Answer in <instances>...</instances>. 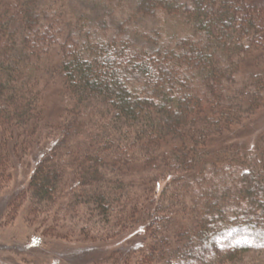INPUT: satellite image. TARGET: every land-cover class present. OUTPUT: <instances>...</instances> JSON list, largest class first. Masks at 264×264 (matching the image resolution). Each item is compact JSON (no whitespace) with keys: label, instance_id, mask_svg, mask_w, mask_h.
Instances as JSON below:
<instances>
[{"label":"trees","instance_id":"1","mask_svg":"<svg viewBox=\"0 0 264 264\" xmlns=\"http://www.w3.org/2000/svg\"><path fill=\"white\" fill-rule=\"evenodd\" d=\"M263 107L261 1L0 0V176L49 129L31 198L142 223L137 264L264 256Z\"/></svg>","mask_w":264,"mask_h":264},{"label":"rangeland","instance_id":"2","mask_svg":"<svg viewBox=\"0 0 264 264\" xmlns=\"http://www.w3.org/2000/svg\"><path fill=\"white\" fill-rule=\"evenodd\" d=\"M70 1L77 6L87 0ZM57 93L52 91L45 100L50 117L60 108ZM50 123L54 126L55 119ZM249 129L231 141L252 147L264 135V107ZM48 131L42 129L33 136L29 149L11 155L7 175L0 176V264H137L134 251L148 241L142 223L117 233L113 223L104 226L82 202L68 207L67 195L49 208L31 198L29 180L42 142H48ZM262 258L260 253L248 252L236 264H259Z\"/></svg>","mask_w":264,"mask_h":264}]
</instances>
